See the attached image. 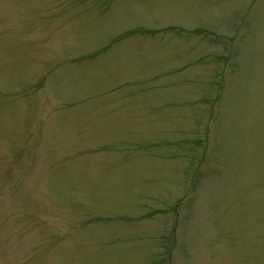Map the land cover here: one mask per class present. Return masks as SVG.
<instances>
[{"label": "rangeland", "instance_id": "1", "mask_svg": "<svg viewBox=\"0 0 264 264\" xmlns=\"http://www.w3.org/2000/svg\"><path fill=\"white\" fill-rule=\"evenodd\" d=\"M0 264H264V0H0Z\"/></svg>", "mask_w": 264, "mask_h": 264}]
</instances>
